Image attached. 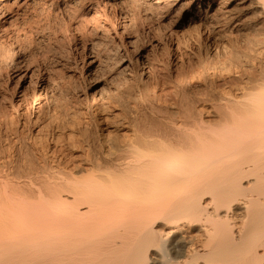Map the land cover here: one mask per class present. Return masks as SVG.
Instances as JSON below:
<instances>
[{
  "label": "bare ground",
  "instance_id": "6f19581e",
  "mask_svg": "<svg viewBox=\"0 0 264 264\" xmlns=\"http://www.w3.org/2000/svg\"><path fill=\"white\" fill-rule=\"evenodd\" d=\"M124 1L140 5L151 1L165 8L181 0L113 2ZM108 2L0 0V75L7 57L4 37L20 12L36 5L66 13L68 31L71 21L77 22L74 26L80 36L91 41L84 56L88 67L109 61L113 65L107 81L110 87L91 93L98 95L94 100L104 102L99 106L104 109L99 121L104 120L106 127L93 121L97 124L89 125H95L94 130L80 122L82 139L77 140L71 122L64 155L66 148L61 153V147L37 146L36 136L44 129L39 113L25 124L33 140L23 143L22 154L15 149L25 140V125L20 132L17 122L14 135H7L9 128L3 125L7 115L0 121V264H264V0H189L182 5L180 11L191 7L188 25L198 35L228 39L248 27L249 18L243 20L242 13L253 9L258 27L256 33L252 29V36L247 34L248 41L244 39L253 51L244 56L245 62L258 64H251L256 70L243 72L247 76L239 79L238 94L192 98L185 88L182 99L175 96L176 102L170 105L165 101H171V92L156 90L160 84L172 86L183 79L179 70L183 59L169 53V66L164 67L156 60L159 54H153L151 63L143 55L139 65L133 66L126 57L129 52L125 56L120 50L131 43L124 38L126 28L111 34ZM115 36H120L119 43H114ZM188 84L184 86L189 88ZM6 87L0 79V106L8 97ZM39 91L35 97L41 95ZM10 100V108L19 110ZM35 123L37 134L32 132Z\"/></svg>",
  "mask_w": 264,
  "mask_h": 264
},
{
  "label": "rangeland",
  "instance_id": "374dc122",
  "mask_svg": "<svg viewBox=\"0 0 264 264\" xmlns=\"http://www.w3.org/2000/svg\"><path fill=\"white\" fill-rule=\"evenodd\" d=\"M113 1L114 0H109V2H108L109 5L107 6L108 8L106 7L108 9L107 12L110 15V18L112 19V20H110V22L111 21L112 22L111 23L109 22L111 34L114 36L116 31L122 32L123 28H126V33H125L124 38L126 39V42H128V40H129L131 43L127 44V46L123 50L121 49L122 47L120 46L121 47L120 50L122 53H125L124 54L125 56H126V53L129 52L128 53L129 55L127 54L126 57H127L128 61H130V62L132 61L131 63L134 64L133 66L136 67L137 65H139L140 62H138V59L140 61V59H141L140 57L143 55L147 58L148 61L150 60L151 62H154V61H152L156 57L154 55L159 54V55H157L156 60H160V62L162 61V65L164 67L167 65L169 66V63H170L169 61L171 60L170 57H172V55H169V53L171 54V53L175 52L176 54H178V56L181 59H183L182 61L184 63L183 64L179 63V64H182L179 67H182V66L184 67V68L183 67L179 68V70H181V72H182L181 76H182V74L184 75V77L182 76L183 81L180 80V82L182 81V83H180L179 81L177 83L174 82V84L176 83L175 84L176 86L173 84L175 86L174 87L173 85L171 86L170 83L166 82L167 84L166 83L160 84L161 85V86H159L160 88L158 87L156 90L160 94H163V91L165 92L167 90L168 91L166 92V94H169L171 92L170 93L171 95L169 96V97H172V98H169L171 101L170 100H169L170 102H168V100L165 101L166 104L167 103L168 104L169 103H171V104L175 103L176 97L178 98L177 100H179V97H181V99H182V96H184L185 88H187L188 94L190 95V97L192 96V98L195 95H197V96L194 98H198L199 96H200L199 98H202L205 96H207L205 98H213L214 96L217 97V95L219 96V95H222L224 93L225 94L229 93V92L231 93L232 91H233L232 92L233 94L234 93L238 94L239 90H237V88L240 87L241 79L244 76L242 79V81H244V79L247 76V75L245 76L243 72H245L246 74L250 73L252 71L251 69L254 67V65L256 66V64H258L257 61H256V63L245 62V56H244V54L246 52L247 53L245 55H248V53L250 54L253 52L251 50L252 48L249 47V44H247L248 42H245V40L248 41V39H249L248 37H250L249 35L251 34V36H252L254 32L256 33L257 32L256 28L258 27L257 24H255L256 19L253 20V18H252V15L255 14V13L251 12L253 9H251V10L246 9V14H245V12L242 13V19L243 20H246L248 18H249V20L251 19L250 21L247 20L248 22L247 21L245 22L246 24L248 23L247 24L248 27L243 26L242 30H240L236 35H234V37H231V38L229 37V39L227 38L228 36H226V38H225V36L222 37L223 35H221V36L217 35L216 37H218V38L215 37L216 38L215 39L214 37H211V36H204V37L200 36V35H198L200 33L196 29L194 30V29L190 28V26L188 25V21H189V17L191 16V14H189V10L191 7L188 8L189 7L188 6V7L184 8L183 11H180L181 7H183L182 5H185V3L189 0H181L179 2V4L171 5V7L165 6V8L163 7L164 9L159 8V7H155L156 4L152 3L151 1H147V2H145V4L142 3L143 5H140L141 3L139 4V3H136L135 1H130L131 3L129 1H124L121 4H118V3L115 4ZM182 2H184V3L182 4ZM111 3H112V5H111ZM149 3H150V5H149ZM151 5H153V6H151ZM41 6H42V8H40ZM43 6H45V7H43ZM48 7L49 6H46V5H36V8H35V6H31V7H29L30 9L27 8L23 12H20V15L18 16L19 18L15 19L17 21L14 20L12 22L14 24H12L10 26L8 33L4 37V44H5V47H7L6 48V50H7L6 56L8 58L6 57V63H4L5 65L3 64L4 66L2 68V75H0V79L2 80V83L4 82V86L5 87L7 86L6 87L7 90L5 89V91H6V97L7 96L8 97L6 100H4V102H3L4 105L2 103V106H0V110L3 111L2 113H4L5 111H6L5 113H7V114L4 113L2 115V118H0V121H4L3 116L5 115V117H6V115H7L6 118L8 119L7 121L9 123L6 121L8 124H6V122H3L4 123L3 125H4V127H5V125H7V128H9L6 131V132H8L7 135H14V131H17V130L13 131V129L17 128L16 125L18 123H21L20 125H17L19 127L18 130H20V129L22 130L23 129L22 125L28 124V122H29L28 118L30 119V121H34V120H36V118H38V116L40 114L38 121L44 127L43 131L41 132L42 134L40 132L39 133L37 132L38 129L35 130V127H37V123H35L36 125L35 124L32 125V127L35 126L33 128L34 130L32 129V132L34 134L38 133V135L36 136L38 138L36 139V137H34V139L38 140L39 145H37V146L39 148L42 147V149H45V150H47V148H48V150L49 149L59 150L61 147V149L59 150L61 153L66 148V151H64L62 153V155H64V153H67V151H68V147H66V144L68 142V135L70 133L68 130V126H69V128L71 127V130H72V126H70V125L71 124L73 125V123H75V125H73L74 126V128H73L74 134H76L74 139H77V140L82 139V138H80L81 137L80 132H78V130L80 128H82V125H83V127H86L85 125H87V127H89L90 126L89 124H93V123L95 124L96 122H99L98 124L97 123L96 124L99 126H103L104 128L106 127L104 120H102L101 122L99 121V119H103V118H101V116L104 115V113H103L104 109L102 108V106H101V108L99 106L102 105L104 102L102 101L100 103V101L94 100V99H96L95 97H97V99H98V95H96V96L94 95L95 97H93V94H91V93L97 89H101L103 86H104V88L110 87V83H108V82H110L111 69H112L113 65H111L112 62L109 61L108 63H106V62L101 63L102 65L96 66L97 65L96 64L93 67H90V66L88 67L85 64L84 56L86 57V54H87L86 51H88V48L90 47L89 44L91 41L89 39L86 40V38L84 36L83 37L85 39L80 36V34H79L80 32L76 28L77 26H74V25H77V22H75V20L71 21V22H73V23H70V25L72 27H70L71 30L68 31L67 23L70 21L67 20L66 13L54 11L51 7H49L50 9H48ZM146 8L149 10L148 12L145 11ZM45 11H48V12H45ZM250 15H251V17H247ZM244 17H246V18H244ZM53 20H55V21H53ZM136 23H137V25H136ZM245 23H244V25H246ZM188 26H189V28H188ZM190 29H191V31H190ZM252 29H255L256 31L254 30V32H253ZM170 32H172V33H170ZM157 33H159V34H157ZM247 34H248V37H247ZM171 35H173V36H171ZM245 35H246V37H245ZM72 36H74V37H72ZM198 36H200V39H202L201 41L199 40ZM60 38H62V39H60ZM233 38H234V40H233ZM161 39H162V41H161ZM114 40H115L114 43H119L120 42V36H115ZM235 41H236V44H238V46L234 44ZM229 44H230V46H229ZM231 44L234 47V48L232 47L233 49L231 48ZM239 44L240 45L242 44L241 45L242 47H240ZM178 45H180L181 50H178L179 49ZM244 46H245V49H249L248 51H251V52H248L245 49H244L245 51L243 49H241V51H239L240 48H244ZM166 47H168V48H166ZM103 48H104V46H103ZM155 48H156V52H155ZM169 49H172V50H169ZM175 49L177 52L175 51ZM230 49L233 51H230ZM234 49H235V52H234ZM231 53H232V55H231ZM235 53H237V54H235ZM239 53H240L242 58L244 57L243 59L241 57H239L240 56V55H238ZM230 55L232 57H229ZM223 57H225L226 59ZM157 58H159V59H157ZM168 59H170V60H168ZM223 59L226 60L227 62L224 61ZM227 59H230V60L228 61ZM233 61L237 64H235ZM240 61H242L243 63ZM199 62L200 63L202 62V63L199 64ZM193 63L194 64L196 63V65H193ZM219 63H221V64H219ZM190 64H192V65H190ZM223 64H225V65H223ZM238 64H240L241 67ZM251 64H254V65L252 66ZM110 65H111V67H110ZM187 65H188V68H187ZM108 66H109V68H108ZM192 66H193V68H192ZM244 66H246L245 68H247V69L244 68V70H246V71H242V69H243L242 67H244ZM238 67H240L241 72H240V70H238L239 69ZM194 68H196V69H194ZM254 68H253V70L257 69V67L255 69ZM188 69H190V70H188ZM184 70H185V73L183 72ZM191 73H193V75ZM241 73H243V74H241ZM30 74H31V76H30ZM1 76H2V78H1ZM18 76H20V77H18ZM185 76L187 77V79L190 76V78L188 79V82H189L188 86H190L189 88L187 86L186 87L184 86L185 83H186V85L188 83V82H185L187 80L185 78ZM191 76H193V77H191ZM19 78H20V80H19ZM31 78H32V80H31ZM184 78H185V80H184ZM239 79H240V82H239ZM96 80L100 81V82H98L97 83L98 86L96 88H94L93 86H94V83L97 82ZM5 81H6V83H5ZM105 81L106 82L108 81V82L106 83ZM233 81H236L237 83L233 82ZM41 84L43 85L42 86L43 89H42V87H39V85H41ZM179 84H180V86H179ZM181 84H182L183 88H182ZM16 85H18V86H16ZM237 85H238V87H237ZM179 87H181V88H179ZM37 88L38 89L40 88V91H39V94H41V95H39L40 97L39 96L35 97L34 93H37L36 92V91H38ZM174 88H175V91H174ZM152 89L153 88H151V92H152ZM172 90H173V92H172ZM182 90H183V92H182ZM23 91H24V93H23ZM41 91H42V93H40ZM161 91H162V93H161ZM85 93H86V95H88V98L85 97V95H84ZM176 93H177V95H176ZM180 93L182 94V96ZM210 95H212L213 97ZM9 98L13 99L12 102H15L16 105H18V106L20 105L19 107L17 106V109H19V110H16L15 108L12 110L10 108L9 104H10L11 100ZM35 98H37L36 101H35ZM73 98H75V99H73ZM77 99H78V101H76ZM174 99H175V102H173ZM68 101H70L71 103ZM18 102L19 103L21 102V103L19 104ZM37 102H40V103H37ZM97 103H98V108H97ZM32 104H33V106H32ZM40 104H44L43 106H45L44 107L45 109L43 111H41L39 109ZM4 106H5V108H4ZM207 106H209V104H207ZM28 107H29V109H28ZM1 108H3V109H1ZM26 108H27V110H26ZM99 108L102 110H100ZM113 109L114 108H112V110ZM117 109L118 108H115L114 110H117ZM47 110H48V112H47ZM100 111L102 113H100ZM62 112H64L65 114ZM2 113H0V114H2ZM67 113L69 115H67ZM73 113L78 115V116L77 115L76 116L79 118V120H78V118L76 119V116ZM71 115H72V117H71ZM73 115L75 117H73ZM94 116L98 118L97 119L98 121L96 120V118ZM13 117H15V118H13ZM67 117H69L70 120L66 119ZM6 118H5V120H6ZM90 118H92V119H90ZM63 119H65V120H63ZM73 119L78 120L77 122L79 125L76 124V121H74ZM24 121L26 123H24ZM93 121H96V122H93ZM46 122L48 125L46 124ZM62 122L64 124L68 123V125L66 124L67 127L65 125H62L63 124ZM71 122H73V123H71ZM80 122L82 123L81 126H80V124H81ZM12 123H13V125H12ZM44 124H45V126H44ZM3 125H1V123H0V126L2 128H3ZM60 125L62 127H60ZM95 125H91L90 127L95 130V128H93V126H95ZM8 126H10V127H8ZM56 126H58L60 128H58ZM24 128H25V130H23V131H25V133H24L25 140L22 141V143L19 142L16 144V147H17V148L15 147L16 153L18 152V153L22 154V151L24 152L23 149L26 146L23 143L28 142V141L29 142L31 141L30 143H32V140H33V136L31 138L29 131L26 130L27 125H25ZM65 128H67V130H65ZM21 130H20V132H21ZM75 131H76V133H75ZM27 132L29 133L28 135L30 138L28 136H26ZM35 132H37V133H35ZM52 134L53 135L55 134V135H57V137L58 136L59 137L55 139ZM77 134H78V138H77ZM52 136H53V138H52ZM40 140L42 143L40 142ZM50 146L52 148H50ZM62 146H65V147H62ZM21 149H22V151H20ZM60 152H59V154H60ZM20 158H23V156H21Z\"/></svg>",
  "mask_w": 264,
  "mask_h": 264
}]
</instances>
